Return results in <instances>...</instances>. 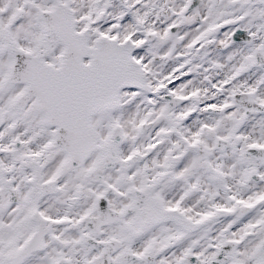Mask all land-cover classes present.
<instances>
[{"label": "snow or ice", "instance_id": "1", "mask_svg": "<svg viewBox=\"0 0 264 264\" xmlns=\"http://www.w3.org/2000/svg\"><path fill=\"white\" fill-rule=\"evenodd\" d=\"M0 264H264V0H0Z\"/></svg>", "mask_w": 264, "mask_h": 264}]
</instances>
